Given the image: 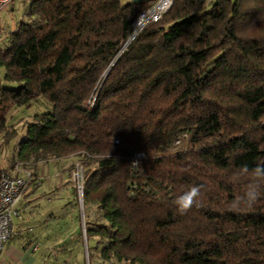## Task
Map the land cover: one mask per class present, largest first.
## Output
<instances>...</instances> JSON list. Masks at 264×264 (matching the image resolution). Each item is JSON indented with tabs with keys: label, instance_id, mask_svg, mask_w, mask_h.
I'll use <instances>...</instances> for the list:
<instances>
[{
	"label": "trees",
	"instance_id": "1",
	"mask_svg": "<svg viewBox=\"0 0 264 264\" xmlns=\"http://www.w3.org/2000/svg\"><path fill=\"white\" fill-rule=\"evenodd\" d=\"M157 1L27 0L0 50L10 167H82V209L73 186L26 243L39 264H264V0H172L131 39Z\"/></svg>",
	"mask_w": 264,
	"mask_h": 264
},
{
	"label": "rangeland",
	"instance_id": "2",
	"mask_svg": "<svg viewBox=\"0 0 264 264\" xmlns=\"http://www.w3.org/2000/svg\"><path fill=\"white\" fill-rule=\"evenodd\" d=\"M126 2V0H121L122 4ZM26 5L27 0H15L11 5L0 10V50H3V47H5L8 36L16 30L18 21L21 19L22 11ZM210 7V3L209 5H203L200 12L206 11ZM3 73V69H0V79ZM2 84L4 87H12L10 84ZM34 106V103H30L14 111L13 116L7 122V131L10 133L11 131H15L17 134L20 133L22 125L26 122L25 120H30L28 118L29 116L41 113ZM20 140L21 135L18 136L17 141L14 138L6 145L0 139V165L11 175L24 176L25 172L30 174L29 184L16 206L20 218L14 221V230L16 232L14 239L23 235L25 242L28 243L33 239V235L34 239L39 237L37 236V231L40 227L36 223L38 219L46 220L50 213H59L63 204L71 201L70 191L78 182L73 179V174L77 170L81 174V170L79 168L77 169V167L72 173L68 170L71 164L79 163L78 158L75 157L56 161L38 162L25 167L20 164H15L10 167L9 160L13 155L16 143ZM17 165L18 167L16 168ZM15 168L19 172H16ZM33 185H35L34 192H31ZM66 211L74 210L71 206H68Z\"/></svg>",
	"mask_w": 264,
	"mask_h": 264
},
{
	"label": "built area",
	"instance_id": "3",
	"mask_svg": "<svg viewBox=\"0 0 264 264\" xmlns=\"http://www.w3.org/2000/svg\"><path fill=\"white\" fill-rule=\"evenodd\" d=\"M15 0H0V10L11 5ZM172 0H158L150 8L142 11L137 17L133 25V34L131 39L147 24L158 22L162 15L171 6ZM142 154L134 156L135 159L142 158ZM18 165L16 166V168ZM81 170L73 174V179L77 180L75 186L79 205H82V167L78 164L75 168ZM15 168L16 172H19ZM74 172V171H73ZM30 174L25 172L24 176L11 175L4 167L0 165V255L3 252L6 244L11 241L16 232L14 230V221L20 218L16 206L21 200L28 184ZM30 251L35 253L39 249V245L32 243L29 247Z\"/></svg>",
	"mask_w": 264,
	"mask_h": 264
},
{
	"label": "crops",
	"instance_id": "4",
	"mask_svg": "<svg viewBox=\"0 0 264 264\" xmlns=\"http://www.w3.org/2000/svg\"><path fill=\"white\" fill-rule=\"evenodd\" d=\"M128 1H141V0H126ZM204 5H209L212 0H202ZM19 232V230H18ZM0 264H39L36 258V253L30 251L26 246L25 238L23 235L18 238H13L9 241L3 252L0 255Z\"/></svg>",
	"mask_w": 264,
	"mask_h": 264
},
{
	"label": "clouds",
	"instance_id": "5",
	"mask_svg": "<svg viewBox=\"0 0 264 264\" xmlns=\"http://www.w3.org/2000/svg\"><path fill=\"white\" fill-rule=\"evenodd\" d=\"M200 195V188L198 186H192L181 196H179L175 202L177 211L180 214L187 213L197 202V197Z\"/></svg>",
	"mask_w": 264,
	"mask_h": 264
},
{
	"label": "water",
	"instance_id": "6",
	"mask_svg": "<svg viewBox=\"0 0 264 264\" xmlns=\"http://www.w3.org/2000/svg\"><path fill=\"white\" fill-rule=\"evenodd\" d=\"M109 68L107 69V71L105 72L104 76L107 74ZM82 200V199H81ZM80 209H82V206H80Z\"/></svg>",
	"mask_w": 264,
	"mask_h": 264
}]
</instances>
